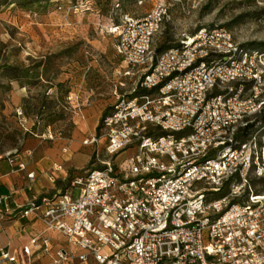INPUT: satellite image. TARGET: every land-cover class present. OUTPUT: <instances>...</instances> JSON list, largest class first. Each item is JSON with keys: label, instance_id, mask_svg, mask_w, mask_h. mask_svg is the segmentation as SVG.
<instances>
[{"label": "built area", "instance_id": "built-area-1", "mask_svg": "<svg viewBox=\"0 0 264 264\" xmlns=\"http://www.w3.org/2000/svg\"><path fill=\"white\" fill-rule=\"evenodd\" d=\"M56 7L77 26L79 11L95 12L90 0ZM168 17L159 4L101 28L122 61L124 90L82 142L94 157L84 173L57 176L64 166L54 164L51 193L26 204L0 196V230L31 216L44 225L19 248L0 247V264H35L55 248L49 232L66 240L50 264H264V55L224 27L157 52ZM18 156L0 160L26 171ZM26 178L32 188L35 172Z\"/></svg>", "mask_w": 264, "mask_h": 264}, {"label": "rangeland", "instance_id": "rangeland-1", "mask_svg": "<svg viewBox=\"0 0 264 264\" xmlns=\"http://www.w3.org/2000/svg\"><path fill=\"white\" fill-rule=\"evenodd\" d=\"M81 1L0 0L1 151L27 148L39 156L60 142L80 146L92 134L89 122L101 120L116 100L117 87L124 90L114 40L101 34L110 16L141 18L163 4L169 17L156 48L176 45L203 28L224 27L241 46L264 55V0H90L95 12L79 11L84 24L79 29L74 15L56 6L67 9ZM132 86L127 80L125 88ZM257 119L263 121L264 113ZM80 150L91 156L81 164L83 173L94 157L90 149ZM131 153H122L117 163ZM79 194L75 189V197Z\"/></svg>", "mask_w": 264, "mask_h": 264}, {"label": "crops", "instance_id": "crops-1", "mask_svg": "<svg viewBox=\"0 0 264 264\" xmlns=\"http://www.w3.org/2000/svg\"><path fill=\"white\" fill-rule=\"evenodd\" d=\"M81 20L82 18H79V29L84 28V24H82ZM99 122L100 116L95 117L89 122L88 125L91 128L92 134L88 137L96 133ZM62 143L63 142H60V147L45 148L39 156H36L32 150L27 148H16L11 150V147H9L2 151L0 150V154L18 151V159L25 162L27 165L26 171H19L6 160H0V196L10 194L12 195V201L14 203L26 204L32 198L42 197L51 193L54 186L48 180V173L52 172L51 168L54 164H63L64 166L62 172H53L57 176L69 175L73 177L82 174L79 172L82 170L81 164L85 161L89 162L91 156L87 155L84 151L80 154L82 152L80 149L87 147L83 145L79 146L78 143H73L72 146H69L66 141L64 144ZM65 146L69 147L68 153L63 152ZM28 152H32V156H30ZM79 157H83V159L76 163ZM32 171L35 172L37 179L32 188H29V181L26 178V174ZM43 230L44 225L37 217L31 216L30 218H22L16 221L7 219L4 222L3 228L0 230V247L10 244L12 248H19L21 245L28 242L32 234L42 232ZM48 234L51 236L55 248L50 254L37 255L35 257V264H50L55 249L66 244L65 238L58 233L49 232Z\"/></svg>", "mask_w": 264, "mask_h": 264}, {"label": "trees", "instance_id": "trees-1", "mask_svg": "<svg viewBox=\"0 0 264 264\" xmlns=\"http://www.w3.org/2000/svg\"><path fill=\"white\" fill-rule=\"evenodd\" d=\"M169 47H171V46H164V47H160V48H157V52H161V51H163V50H165V49H167V48H169ZM105 114H106V112H105ZM262 121V120H261ZM264 121V120H263Z\"/></svg>", "mask_w": 264, "mask_h": 264}]
</instances>
